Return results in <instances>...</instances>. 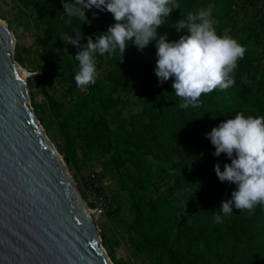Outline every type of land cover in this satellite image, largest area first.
I'll return each mask as SVG.
<instances>
[{
    "label": "trees",
    "instance_id": "1",
    "mask_svg": "<svg viewBox=\"0 0 264 264\" xmlns=\"http://www.w3.org/2000/svg\"><path fill=\"white\" fill-rule=\"evenodd\" d=\"M19 2L37 10L57 60L53 73L77 90L78 61L73 56L78 49L59 37L72 35L79 27L85 37L91 36L92 24L104 32L115 23L112 14L93 7L85 10L86 18L74 17L69 25L66 17L61 18L62 0ZM207 7L213 9L217 34L230 35L246 48L234 71V86L203 95L200 107L182 109L172 88L174 78L158 84L156 41L143 51L129 41L123 57L119 50L115 56L98 54L106 60L107 75L98 73L94 85L81 89L72 101L71 115L84 131L87 147L104 157L102 168L117 173L120 189L130 197V219L125 226L135 253L154 264H241L245 242L255 240L259 262L264 264V206L257 205L252 215L233 209L231 215L223 216L218 209L221 201L230 199L236 186L220 182L214 166L219 163L223 171L231 160L223 153L214 156L215 148L206 138L213 127L237 112L264 116V0H175L167 24L157 32L177 41L187 34L174 27L178 19ZM121 90L137 96L135 113L120 111ZM45 92L52 104L58 101L55 94ZM184 110L188 117L182 114ZM147 156L166 164L175 188L185 191L182 202L152 190ZM195 185L200 187L192 189ZM217 214L223 217L222 223L214 221Z\"/></svg>",
    "mask_w": 264,
    "mask_h": 264
},
{
    "label": "clouds",
    "instance_id": "2",
    "mask_svg": "<svg viewBox=\"0 0 264 264\" xmlns=\"http://www.w3.org/2000/svg\"><path fill=\"white\" fill-rule=\"evenodd\" d=\"M174 6L175 0H62L61 18L66 17L69 25L74 17L86 18L85 10L93 7L111 13L115 21L95 38L85 37L82 27L73 29L72 35L59 37L78 49L73 56L78 61L76 86L95 84L97 54L115 56L119 50L123 57L129 41L143 51L154 40L158 84L174 78L172 88L182 101L180 108L200 107L203 95L234 86V71L246 48L230 35L217 34L211 7L188 11L179 18L174 27L178 32L187 30V34L169 41L167 33L160 34L157 29L167 24ZM84 39L87 42L81 43ZM206 138L215 148L214 156L223 153L231 160L223 171L219 163L214 166L218 179L236 186L231 198L221 201L218 209L223 216L231 215L233 209L254 214L257 205L264 206V116L237 112L234 118L213 127ZM214 221L222 223L223 217L214 215Z\"/></svg>",
    "mask_w": 264,
    "mask_h": 264
},
{
    "label": "water",
    "instance_id": "3",
    "mask_svg": "<svg viewBox=\"0 0 264 264\" xmlns=\"http://www.w3.org/2000/svg\"><path fill=\"white\" fill-rule=\"evenodd\" d=\"M0 20V264H112L84 202L28 101Z\"/></svg>",
    "mask_w": 264,
    "mask_h": 264
},
{
    "label": "rangeland",
    "instance_id": "4",
    "mask_svg": "<svg viewBox=\"0 0 264 264\" xmlns=\"http://www.w3.org/2000/svg\"><path fill=\"white\" fill-rule=\"evenodd\" d=\"M37 10L19 0H0V20L13 35L12 58L22 69L27 83L28 101L36 120L61 157L69 175L85 204L95 212V223L100 230V245L112 264H154L143 254H137L128 243L125 221L130 219V197L120 189L117 173L104 169V157L87 147L78 120L71 115L74 97L81 88L74 90L69 82L53 73L56 58L47 39L45 28L37 19ZM102 33L98 24H92L91 36ZM98 73L107 75L106 60L96 56ZM45 91L55 94L58 101L52 104ZM123 99L120 111L123 115L135 113L139 106L136 95L126 90L118 93ZM182 114L188 117V111ZM208 151V149H206ZM201 151L203 149L201 148ZM205 153V152H204ZM151 164L152 190L167 199L182 202L185 191L175 188L169 179L164 163L147 156ZM204 161V160H203ZM97 178L99 187L94 188L91 175ZM200 185H195L196 189ZM241 264H260L255 240L243 246Z\"/></svg>",
    "mask_w": 264,
    "mask_h": 264
},
{
    "label": "built area",
    "instance_id": "5",
    "mask_svg": "<svg viewBox=\"0 0 264 264\" xmlns=\"http://www.w3.org/2000/svg\"><path fill=\"white\" fill-rule=\"evenodd\" d=\"M93 183V186H95L94 188L99 187V184L97 183V178L95 177L94 174L91 175V179H90Z\"/></svg>",
    "mask_w": 264,
    "mask_h": 264
},
{
    "label": "bare ground",
    "instance_id": "6",
    "mask_svg": "<svg viewBox=\"0 0 264 264\" xmlns=\"http://www.w3.org/2000/svg\"><path fill=\"white\" fill-rule=\"evenodd\" d=\"M19 72L21 73V75L24 77V73L22 72V69L18 66Z\"/></svg>",
    "mask_w": 264,
    "mask_h": 264
}]
</instances>
